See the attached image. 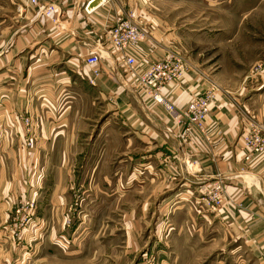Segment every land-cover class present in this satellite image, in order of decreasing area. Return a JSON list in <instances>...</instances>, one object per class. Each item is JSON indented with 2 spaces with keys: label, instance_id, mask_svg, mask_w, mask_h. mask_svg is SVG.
<instances>
[{
  "label": "crops",
  "instance_id": "crops-1",
  "mask_svg": "<svg viewBox=\"0 0 264 264\" xmlns=\"http://www.w3.org/2000/svg\"><path fill=\"white\" fill-rule=\"evenodd\" d=\"M89 1L41 0L56 7L45 15L26 0H0V264L29 260L7 237L20 197H36L38 215L51 225L31 264L78 257L69 244L83 231L73 222H86L88 237L107 238L100 244L104 253L110 239L140 247L148 223L159 250L172 256L164 264H264V149L245 160L240 137L250 114L264 121V87L238 85L235 94L216 88L206 121L189 124L188 103L212 80L194 64L190 43L173 33L167 7L110 0L88 11ZM130 13L145 36L118 48L109 28ZM95 54L100 61L89 64ZM167 56L188 63L160 90L175 116L142 80ZM24 116L32 120L29 129ZM165 158L172 164L163 165ZM220 179L228 183L229 202L207 212L197 202L200 193ZM79 187L83 215L69 211ZM112 197L118 207H140V214H108ZM161 205L170 207L168 215ZM111 215L125 232L108 238ZM165 223L170 226L162 232Z\"/></svg>",
  "mask_w": 264,
  "mask_h": 264
},
{
  "label": "rangeland",
  "instance_id": "rangeland-1",
  "mask_svg": "<svg viewBox=\"0 0 264 264\" xmlns=\"http://www.w3.org/2000/svg\"><path fill=\"white\" fill-rule=\"evenodd\" d=\"M156 2L159 3L158 5L167 7L173 33L180 37L179 39H181L183 44L190 43L189 52L194 54V58L196 59L194 64L200 65L202 69L206 71L207 78L212 80L211 86L208 89L206 88L205 92L194 98L204 96L205 94H213L214 97L216 88H223V90H228L235 94L238 85L260 86L258 90L264 87V0H144V4L148 5L151 3L156 4ZM86 7L87 4L85 5V8ZM132 16L133 15L130 13L119 21ZM132 20L138 25L142 32H144L143 27H141L134 18H132ZM112 27L109 28V31ZM169 58L173 61H182L184 63L181 74L172 80L179 79L183 73L187 71L188 63L174 56H167L164 59L152 63L148 69L144 71L143 75L155 63ZM192 100L188 103L186 117L189 124L196 125L191 123L188 118V109ZM165 101L168 102L166 99ZM235 101L237 102L238 99H235ZM161 104L166 107L172 116H175V110L172 111L167 108L164 103ZM173 107L175 108V106ZM242 108L246 109L244 107ZM209 113L210 105L207 114ZM248 119H250L248 127L241 131L240 137L242 136L243 138L246 151L245 154L250 153V159L252 157L251 155L261 153L263 150L260 152H249V145L246 142V137L255 134L256 130H260L261 134L264 136V121L259 119L256 115L252 116L251 114L247 120ZM186 129H189V127H186ZM31 133L32 137H30L33 140L34 132L32 131ZM26 139L27 138H25V142ZM171 160L173 159L165 158L162 164L171 165ZM245 160H247L246 156ZM117 162L118 159H112V165L117 164ZM227 184L228 183L223 179L215 182L212 181L206 190L200 193V196L198 195L199 198H201V200L197 201L199 206L207 212L210 211L213 213L226 209V204L229 202L226 190ZM83 189L84 187H79L72 190V192L75 193L74 203L69 206V211L72 214L77 212L83 215L84 213L82 212L83 210L80 204L78 205L83 198ZM215 191L220 193L219 197L213 195ZM110 202L111 205L107 210L108 214H140V207L132 205L118 207V203L113 197ZM156 204L157 205L152 204L148 207L143 214L149 215L151 208L159 206L160 203ZM160 207V213L165 212V214L168 215L170 207L167 205H161ZM38 209L39 206L36 197H20L10 210L11 218L9 222L11 224L8 228L9 233L7 237L10 243L21 248L22 251L27 252L26 258L29 260L28 262L27 260L24 261L22 264H31L32 256L38 257L37 253L33 254V248L41 244L42 238L50 230V222L40 218ZM114 216L116 217L117 215H111V221L105 223L106 229H104V231L107 232L105 237L112 238L118 236L116 233L119 231L125 232V230H123L124 223L122 221L112 220ZM66 223L68 226L76 223L81 227V231L83 232L80 233L81 236H77V239L70 241L69 244L74 245V247L78 249V257L70 258V255H66L68 258L63 259L61 264H164L165 260L170 261V257H172L168 249H166L167 253H162L159 250L156 241L160 240H158L157 237L156 240H154L155 234L154 236L152 235V224L148 225V223H144L139 234L143 237H141L143 242L140 247L134 248L130 246L123 238H119V240L116 241L110 239V242L108 244L106 243V245H109L105 249L107 252L104 253L100 249L102 247L100 244L102 241L105 242L104 240L107 238L98 239L88 237L86 235V233H88L86 222L72 223L71 221H66ZM99 224L103 223H96V226ZM169 226L170 225L165 223L161 231L165 232ZM119 227L121 228L119 229ZM90 231L91 233L95 232V226L94 228L91 226ZM119 236L124 237V234L120 233ZM61 258H63L62 255H58L57 261L55 257H53L52 261L60 263Z\"/></svg>",
  "mask_w": 264,
  "mask_h": 264
},
{
  "label": "built area",
  "instance_id": "built-area-1",
  "mask_svg": "<svg viewBox=\"0 0 264 264\" xmlns=\"http://www.w3.org/2000/svg\"><path fill=\"white\" fill-rule=\"evenodd\" d=\"M27 1L31 5L38 6L40 11L45 15H49L55 9V5L53 3H41V0ZM105 2H109V0H104L103 3ZM108 34L109 39L118 48L135 44L144 36V32H142L138 25L132 20V17L119 21L110 29ZM99 61L100 55L97 54L91 55L87 58V62L89 64H96ZM129 62L133 63L134 60L131 58L129 59ZM183 68L184 63L182 61H173L169 58L152 65L142 77L143 82L149 87L154 100L159 103H164L167 108L172 111L175 110V108L172 104L165 101L160 90L165 83L178 77ZM95 74H98L97 71ZM212 97L213 94H205L204 96H199L192 100L188 109V118L191 123H194L197 126H202L208 115L207 113L209 111V105ZM22 120L27 125L28 129L31 128L32 120L29 116L23 117ZM30 136L32 137V133H29L26 137V142L29 146L32 145V138ZM246 142L249 145V152H260L264 148V136L261 134L260 130H256L255 134L246 137ZM249 154L246 155L247 159H249ZM213 195L215 197H219L220 193L215 191Z\"/></svg>",
  "mask_w": 264,
  "mask_h": 264
},
{
  "label": "water",
  "instance_id": "water-1",
  "mask_svg": "<svg viewBox=\"0 0 264 264\" xmlns=\"http://www.w3.org/2000/svg\"><path fill=\"white\" fill-rule=\"evenodd\" d=\"M104 0H90L87 3V10L91 11L93 9H95L96 7L100 6L103 3Z\"/></svg>",
  "mask_w": 264,
  "mask_h": 264
}]
</instances>
